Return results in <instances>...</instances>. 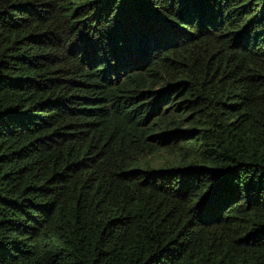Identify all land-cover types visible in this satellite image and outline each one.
Segmentation results:
<instances>
[{
  "label": "trees",
  "instance_id": "16d2710c",
  "mask_svg": "<svg viewBox=\"0 0 264 264\" xmlns=\"http://www.w3.org/2000/svg\"><path fill=\"white\" fill-rule=\"evenodd\" d=\"M0 264H264V0H0Z\"/></svg>",
  "mask_w": 264,
  "mask_h": 264
}]
</instances>
